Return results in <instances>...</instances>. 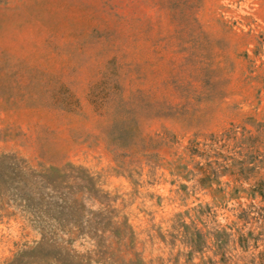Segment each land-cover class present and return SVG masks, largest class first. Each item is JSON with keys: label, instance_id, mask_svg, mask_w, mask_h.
Instances as JSON below:
<instances>
[{"label": "rangeland", "instance_id": "obj_1", "mask_svg": "<svg viewBox=\"0 0 264 264\" xmlns=\"http://www.w3.org/2000/svg\"><path fill=\"white\" fill-rule=\"evenodd\" d=\"M0 264H264V0H0Z\"/></svg>", "mask_w": 264, "mask_h": 264}]
</instances>
